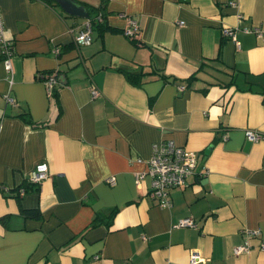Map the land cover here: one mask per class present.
I'll list each match as a JSON object with an SVG mask.
<instances>
[{
    "label": "crops",
    "instance_id": "1",
    "mask_svg": "<svg viewBox=\"0 0 264 264\" xmlns=\"http://www.w3.org/2000/svg\"><path fill=\"white\" fill-rule=\"evenodd\" d=\"M74 1L88 16L0 0V264H264V0ZM165 141L196 167L161 207L135 175ZM41 162L47 177L14 195Z\"/></svg>",
    "mask_w": 264,
    "mask_h": 264
},
{
    "label": "built area",
    "instance_id": "2",
    "mask_svg": "<svg viewBox=\"0 0 264 264\" xmlns=\"http://www.w3.org/2000/svg\"><path fill=\"white\" fill-rule=\"evenodd\" d=\"M234 4V2H232ZM95 20H102V15L98 13ZM129 24L124 28L123 34L125 36H132L137 29L136 22L132 19L128 20ZM92 24L90 21H87L83 26L76 30L74 34V42L76 45H87L92 41ZM249 31L248 28L244 29ZM235 28H222L221 34L224 37L231 38L235 40ZM238 47V46H237ZM12 44L11 41L6 39L3 36V23L0 20V56L3 57V62L6 70L10 68V59ZM58 48L54 49V52H57ZM56 79L54 76H47L45 83L47 86L52 88V85L55 83ZM180 90L183 86L179 87ZM91 97L98 95V91L94 88L90 91ZM7 101L13 103L11 98L6 97ZM245 136L249 141H257L263 137V134L247 129L245 130ZM140 161L139 159H137ZM146 170L135 175L136 182L139 178L148 174L150 177V195L155 200L156 204L161 207L170 206V200L168 197L169 189L173 187H178L186 184L187 178L195 172L196 167V155L185 150L181 146H176L172 141H165L159 145H153V150L149 158L145 161ZM48 170L47 165L44 162L38 163L35 167L28 173L25 181H28L32 184H39L42 180L47 177ZM111 184L113 183V178L107 180ZM1 189H6L1 187ZM23 189L20 188L19 193H22ZM177 226H195V221L191 218H181L176 223ZM256 234L255 231H251L249 235ZM248 248L247 241H244L243 244L235 246L234 252L238 253L244 251ZM261 248L264 249V244H261ZM201 259L197 252L191 251L189 255L188 264H197Z\"/></svg>",
    "mask_w": 264,
    "mask_h": 264
},
{
    "label": "water",
    "instance_id": "3",
    "mask_svg": "<svg viewBox=\"0 0 264 264\" xmlns=\"http://www.w3.org/2000/svg\"><path fill=\"white\" fill-rule=\"evenodd\" d=\"M58 3L64 11L72 15L88 16L85 8L74 0H53Z\"/></svg>",
    "mask_w": 264,
    "mask_h": 264
},
{
    "label": "trees",
    "instance_id": "4",
    "mask_svg": "<svg viewBox=\"0 0 264 264\" xmlns=\"http://www.w3.org/2000/svg\"><path fill=\"white\" fill-rule=\"evenodd\" d=\"M97 14H98V12H97V13L93 16V18H92V20H93V24H95L96 22H100V21H102V20H100V21H98V20L94 21V17H95ZM101 15H102V13H101ZM97 26H100V25H97ZM32 185H33L32 183H29L28 181H25V180H24V182H23L20 186H17V187H15V188L12 189V190L16 192L14 195L17 196L18 193H19L20 188H22V189H23V192H25V191L29 190V188H30Z\"/></svg>",
    "mask_w": 264,
    "mask_h": 264
}]
</instances>
